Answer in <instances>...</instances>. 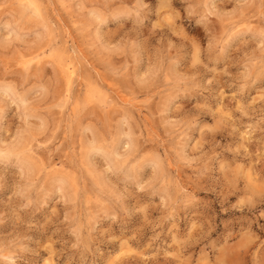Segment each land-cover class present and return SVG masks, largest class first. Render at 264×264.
<instances>
[{
	"label": "rangeland",
	"instance_id": "1",
	"mask_svg": "<svg viewBox=\"0 0 264 264\" xmlns=\"http://www.w3.org/2000/svg\"><path fill=\"white\" fill-rule=\"evenodd\" d=\"M0 264H264V0H0Z\"/></svg>",
	"mask_w": 264,
	"mask_h": 264
}]
</instances>
